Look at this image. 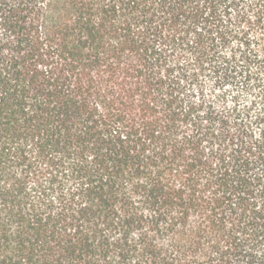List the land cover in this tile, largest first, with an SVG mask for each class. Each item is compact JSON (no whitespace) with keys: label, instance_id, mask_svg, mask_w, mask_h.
Segmentation results:
<instances>
[{"label":"trees","instance_id":"trees-1","mask_svg":"<svg viewBox=\"0 0 264 264\" xmlns=\"http://www.w3.org/2000/svg\"><path fill=\"white\" fill-rule=\"evenodd\" d=\"M0 264H264V0H0Z\"/></svg>","mask_w":264,"mask_h":264}]
</instances>
